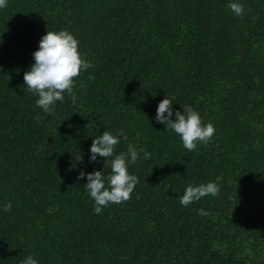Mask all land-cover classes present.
Returning a JSON list of instances; mask_svg holds the SVG:
<instances>
[{
    "label": "trees",
    "instance_id": "1",
    "mask_svg": "<svg viewBox=\"0 0 264 264\" xmlns=\"http://www.w3.org/2000/svg\"><path fill=\"white\" fill-rule=\"evenodd\" d=\"M230 2L8 0L0 9V264L29 254L39 264H264V0H242V17ZM47 29L74 34L93 67L45 112L23 76ZM167 94L215 126L208 143L188 151L155 121ZM118 130L128 139L116 154L129 143L140 152L129 166L139 183L96 214L79 173L103 168V158L89 161L90 145ZM217 177V196L180 204L188 185Z\"/></svg>",
    "mask_w": 264,
    "mask_h": 264
},
{
    "label": "clouds",
    "instance_id": "2",
    "mask_svg": "<svg viewBox=\"0 0 264 264\" xmlns=\"http://www.w3.org/2000/svg\"><path fill=\"white\" fill-rule=\"evenodd\" d=\"M8 0H0V9L6 8ZM229 8L236 16L245 14V6L242 0H232ZM33 63L24 72V84L29 91L38 95L36 104L45 112L57 101L63 102L65 93L71 94L75 84V78L82 71L93 67L79 51L78 39L67 29L46 30L38 42V48L32 53ZM175 99L168 94L158 102L155 121L164 126V130L176 133L185 149L195 151L199 144L208 143L214 136L216 129L212 123L205 124L200 113L191 106L182 107V111L174 109ZM121 138L127 140V134L118 130L113 134L103 131L94 137L89 148V161L98 162L97 158L104 159L103 168L92 172L81 171L79 178L86 177L84 184L90 198L94 201L93 210L100 214L104 208L111 204H121L132 197L139 178L129 172V166L136 164L141 159L140 152L132 143L128 144L127 152L116 154V147ZM151 153L145 151L143 159H149ZM77 161H83V154L75 157ZM110 166V172L106 175L103 171L105 165ZM220 177L216 181H209L199 185H188L182 196L180 204L188 207L196 201L207 196H217L220 192ZM12 209L9 201L2 207L4 212ZM201 215H207V211L200 209ZM21 264H39V260L32 254L27 255Z\"/></svg>",
    "mask_w": 264,
    "mask_h": 264
}]
</instances>
